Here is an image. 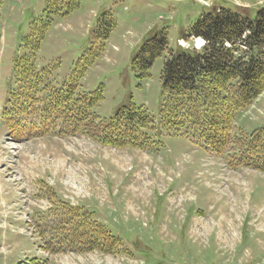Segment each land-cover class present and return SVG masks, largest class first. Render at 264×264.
<instances>
[{
    "label": "rangeland",
    "instance_id": "obj_1",
    "mask_svg": "<svg viewBox=\"0 0 264 264\" xmlns=\"http://www.w3.org/2000/svg\"><path fill=\"white\" fill-rule=\"evenodd\" d=\"M262 7L264 0H0V264H264L263 172L231 168L183 132L160 134L153 150L118 149L84 135L28 138L22 124L37 116L3 115L19 91L14 61L40 38L37 71L48 70L55 85L78 78L87 92L101 88L98 115L133 103L159 119L168 52L139 78L132 56L144 40L166 30L176 48L204 13L229 8L255 18ZM108 20L105 38L98 26ZM259 127L264 91L237 115L235 130ZM59 200L86 207L129 252L46 251Z\"/></svg>",
    "mask_w": 264,
    "mask_h": 264
},
{
    "label": "trees",
    "instance_id": "obj_2",
    "mask_svg": "<svg viewBox=\"0 0 264 264\" xmlns=\"http://www.w3.org/2000/svg\"><path fill=\"white\" fill-rule=\"evenodd\" d=\"M113 24L108 20L105 27L102 22L98 32L107 38ZM193 34L209 43L201 49L180 44L170 48L167 31L156 30L132 56L134 72L146 78L156 58L168 52L161 71L164 100L159 119L133 103L120 106L113 117L98 115L95 107L103 99L101 88L87 92L78 78L55 85L48 70L37 71L40 38L28 39V54L14 61L19 91L13 108L5 109L3 115L9 119L37 116L38 122L22 124L28 138L84 135L118 149L153 150L160 144L156 141L160 134L183 132L207 151L223 156L231 168L249 167L264 173V127L235 130L237 115L264 91V7L255 18L229 8L204 13L180 39ZM11 126L18 131L16 124ZM53 211L59 223L50 228L53 237L42 245L46 251L129 252L84 207L59 200Z\"/></svg>",
    "mask_w": 264,
    "mask_h": 264
},
{
    "label": "clouds",
    "instance_id": "obj_3",
    "mask_svg": "<svg viewBox=\"0 0 264 264\" xmlns=\"http://www.w3.org/2000/svg\"><path fill=\"white\" fill-rule=\"evenodd\" d=\"M189 40H194L195 41V48L196 49H201L203 48L205 45H207L209 42L203 38L202 36H196L195 34H193L192 36H190L188 38ZM178 43L181 46H184L186 44V41L181 39L180 41H178Z\"/></svg>",
    "mask_w": 264,
    "mask_h": 264
}]
</instances>
